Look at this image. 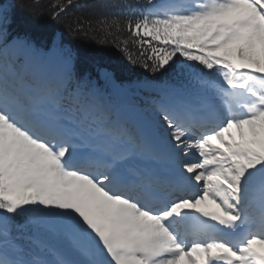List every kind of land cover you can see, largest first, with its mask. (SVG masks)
<instances>
[{"label":"snow or ice","instance_id":"obj_1","mask_svg":"<svg viewBox=\"0 0 264 264\" xmlns=\"http://www.w3.org/2000/svg\"><path fill=\"white\" fill-rule=\"evenodd\" d=\"M80 7L0 0V264H264V0Z\"/></svg>","mask_w":264,"mask_h":264},{"label":"trees","instance_id":"obj_2","mask_svg":"<svg viewBox=\"0 0 264 264\" xmlns=\"http://www.w3.org/2000/svg\"><path fill=\"white\" fill-rule=\"evenodd\" d=\"M146 2L147 0H80L83 7L75 8L72 11L88 17L92 22L88 37L79 38L80 44L89 48L100 47V44H104L109 51L119 55L125 64H127V61L124 60L125 55H131L137 59L138 64L143 63V57H138L140 46L135 42L136 38L129 35L125 20L133 12L138 14L145 11ZM47 4L48 0H42V7L46 8ZM114 18H118L115 19V23L112 22ZM97 41H100V44H97ZM122 42L127 44L130 50L128 53L117 52L115 45ZM153 43L156 42L153 41ZM128 66L132 68L131 72L127 74L129 79L147 80L150 78V73L143 67ZM136 91L133 90L131 94L139 101L141 98ZM145 95H150V93H145Z\"/></svg>","mask_w":264,"mask_h":264},{"label":"rangeland","instance_id":"obj_3","mask_svg":"<svg viewBox=\"0 0 264 264\" xmlns=\"http://www.w3.org/2000/svg\"><path fill=\"white\" fill-rule=\"evenodd\" d=\"M180 6V5H179ZM177 7V6H176ZM195 157H193V159H194Z\"/></svg>","mask_w":264,"mask_h":264}]
</instances>
